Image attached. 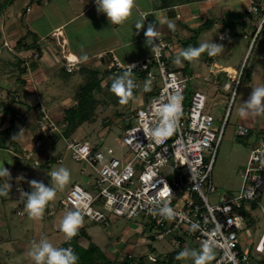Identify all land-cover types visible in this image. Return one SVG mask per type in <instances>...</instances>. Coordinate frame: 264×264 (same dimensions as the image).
Here are the masks:
<instances>
[{"label":"crops","instance_id":"1","mask_svg":"<svg viewBox=\"0 0 264 264\" xmlns=\"http://www.w3.org/2000/svg\"><path fill=\"white\" fill-rule=\"evenodd\" d=\"M246 1L135 0L132 16L122 26H111L106 16L97 12L94 0L0 1L2 8L0 11V92L11 90L18 92L16 95L13 94L10 102L15 113L14 117L16 116L17 119L14 120L10 113L5 117L4 108L2 109L4 113L0 114V133L7 141V148H12L17 143L20 147L17 148L23 156L31 150V147L25 145L24 136L12 140L13 135L20 132L22 135L19 127L24 118L22 119L21 115L25 117L35 115L37 123L43 114H48L52 118L51 107L63 104L65 100L62 99L64 97L62 92L73 91L75 85L71 88L74 82L71 79L77 75L75 73L80 68L85 74V83H88L94 80V76L89 74L88 70L97 71L98 78L102 77L104 75L101 74L102 70H108L113 58H116L122 65L150 58L152 52L146 46L144 36L149 23H156L159 35L172 43L174 47L170 58L172 68L187 71L193 76L192 81L199 77V80L211 85L214 91L221 89V93L229 94L227 90L233 83L231 81L233 76H237L242 68L246 67L251 74L250 79L243 83L250 86L248 99L252 88L264 85V65L255 61L256 66L253 64L252 67H248L257 45L258 47L261 45V52L264 54V28L257 34L261 21L257 17L247 15ZM141 19H145L144 28H135L136 23ZM169 23L174 24L175 27L169 28ZM221 34H227V38L221 40ZM242 38L250 39L242 64L240 66L229 64L233 56L231 50L234 48V44L230 45L229 42L231 39L240 42ZM212 40L224 45V49L216 56H208L205 52L196 61H183L180 65L174 63L183 49L197 47L201 43ZM35 53L39 55L37 61H34ZM84 56H87L86 60L83 59ZM67 58L79 61L72 72H68L65 66ZM118 75L112 77L115 78ZM224 78H229V83L223 84ZM106 79L104 81L100 79L101 84L106 82ZM243 84L239 83L238 88L240 89ZM11 120H14L13 124ZM263 134H260L258 138ZM37 150L39 152L34 153L35 159L29 160L38 161V165L33 162L27 167L16 168L9 160H0V166L9 165L7 168L11 174L9 181L7 177H0V188H3L7 182L11 186L18 187L17 192L7 189L6 195L0 194V264H34L29 252L33 242H38L41 238H48L56 247L68 244V239L60 231V221L69 211L61 206V200L74 185H79L78 183L69 188L60 201L55 199L50 201L40 219H33L29 216L25 209L26 198L20 197V189L26 192L31 191L27 182L30 166L40 168L42 161L47 164V168L54 161L57 164L64 163L62 155L58 158L53 157L56 152L62 150L60 144L53 145L47 141L42 148ZM0 152H10V150L0 149ZM50 169L48 168L49 171ZM94 172L87 177V183L93 180L87 184V187L92 189H94L97 176ZM81 175L85 177L84 170L81 171ZM32 179H41V174L34 175ZM49 182L50 175H48L47 184ZM13 209L15 210L12 211ZM18 211L24 212V215L20 216ZM130 222L113 216L107 224L83 219L82 226L77 232V242L83 249H89L91 245L95 246L107 260L113 262L123 252L133 253L136 246L140 244L139 242L148 241L144 250L147 259L149 260L152 254L160 259L154 247L153 234L151 233L152 239L146 238L143 231L136 227L137 222L134 224ZM178 237L181 236L178 235ZM183 238V244L178 238L180 242L178 246L176 245L177 239L175 237L171 239L174 246L171 253L177 249L182 251L186 248H197L195 241L186 240L188 237ZM99 239L104 240L98 243ZM246 242H252V240L247 239ZM252 246L248 248L245 245L254 261L257 264H264V253H257L256 245L254 248ZM130 257L133 256L130 255ZM188 262L190 263L191 260L183 259V262L175 264Z\"/></svg>","mask_w":264,"mask_h":264},{"label":"built area","instance_id":"2","mask_svg":"<svg viewBox=\"0 0 264 264\" xmlns=\"http://www.w3.org/2000/svg\"><path fill=\"white\" fill-rule=\"evenodd\" d=\"M245 11L248 16L260 19L258 34L264 27V0H247ZM221 35L227 38V34ZM156 40L158 55L152 53L150 58L129 65H122L113 58L108 67L109 71L118 75L134 65L131 74L137 86L133 91L143 97L138 107L122 117L125 153L114 156L113 149L109 148L107 154L112 157L107 160L97 146L64 138L65 149L71 158L89 165L97 176L94 192L74 185L61 200V206L68 211H78L83 219L104 224L112 216L127 221L144 219L158 241L179 235L197 242L200 247L203 241L214 240L216 255L211 264H257L241 239L246 226L242 211H248L246 205L255 202L264 193V134L251 150L242 173L239 195L222 197L220 203L211 205L208 195L216 192L212 173L225 124L219 133L215 132V116L206 112V94L196 91L191 99L187 97L193 76L187 71L172 68V43L160 35ZM78 62L67 58L65 66L68 72H72ZM239 83L240 79L236 89ZM171 95L182 98L181 115L173 136L157 145L144 130L159 124L157 108L166 103ZM145 97L149 99L147 103ZM228 113L229 110L226 118ZM55 132L59 133L55 123L44 114L33 137L34 149L42 148L45 140L57 135ZM237 134L247 137L250 130L239 126ZM26 157L33 159L34 154H26ZM34 164L38 165V161ZM165 186L170 188V192L161 196ZM15 189L18 190V187ZM181 192L185 193L184 198H181ZM157 201L160 204L166 202L173 208L176 213L173 219L152 213L151 209L158 206ZM18 214L22 216L24 212L18 211ZM193 223L199 224L200 229L193 231ZM176 245H180L178 240ZM255 251L264 253V233ZM149 260L152 263L159 261L154 254L149 256Z\"/></svg>","mask_w":264,"mask_h":264},{"label":"rangeland","instance_id":"3","mask_svg":"<svg viewBox=\"0 0 264 264\" xmlns=\"http://www.w3.org/2000/svg\"><path fill=\"white\" fill-rule=\"evenodd\" d=\"M3 1V0H0ZM0 6V11H1ZM255 20V18H252V20ZM264 28V27H263ZM250 39L242 38V40L239 42H235L234 39L230 40V45L234 44V48L231 50L232 60L228 62L229 64H237V66H240L242 64V61L244 59V55L246 52V47L249 44ZM235 43H237L235 45ZM232 47V46H231ZM260 49V53H259ZM36 54V53H35ZM34 54V56H35ZM37 56V54H36ZM34 58V61L39 60ZM258 59V60H257ZM260 60V61H259ZM259 62L258 64L264 65V54L261 52V45L256 46V49L254 50L252 57L249 60V68L253 66H256V62ZM185 62V61H184ZM92 69V68H91ZM177 68H175L176 70ZM108 71V70H107ZM102 70V77H99L102 81H104L106 78V82H104L103 89L105 93H107V88H109V85L111 84L114 77H112L114 74L113 72H107ZM242 70L240 73L236 76H233V83L228 88L227 92L229 94L221 93V89L213 90L212 86L209 84H206L199 80V77L197 79L191 81V84L188 87L187 91V97L191 99L192 95L196 91H202L207 96V106H206V112L212 113L215 116V122H214V130L216 133H219L220 128L223 124H225V129L222 137L221 144L218 149V153L215 158L214 163V169L212 173V181L214 186L216 187L215 194H209L208 200L211 205H216L221 202V198H233L239 195L241 189H242V173L244 168L247 165L251 150L255 147L258 136L260 134L264 133V114L258 115V116H250L247 118H242L238 114L239 107L241 105V102L246 101L250 86L247 84H243L240 89L236 86L238 85V81L240 79V75H242ZM75 77H73L71 80L72 82L71 88L75 85V88L72 89L73 91L62 92L65 101L63 104L51 107L52 110V118L50 115L47 114L48 118L52 120L53 123H55L56 127L58 128V132H55V135L53 138H49V140H45L44 144L49 141L53 145H59L61 146L62 150L60 152H56L54 154V158H58V156H63L64 163L63 164H57L56 161L51 163V166L48 168H51L50 170H54L57 167H66L69 169L71 174V180L70 182L65 185L62 189H58L55 200L60 201L63 196H65L66 191L71 188L75 183H78L81 185L84 189H87L91 192H94V189L88 188L87 184H89L93 180H89V183H87V177L93 174V169L82 162H76L71 158L70 153L65 149V141L64 138L73 139L77 142L83 143V142H89L93 146H97L100 151H102L105 155V158L108 160L112 156L107 154V150L109 148L113 149L114 156H118L120 154L125 153V148L123 146V133L125 130V124L123 122L122 117L124 115H128L132 112V110L139 105V100L143 97H141L139 92H134L132 97L129 99L127 104H120L118 100V104L114 106V104L110 103L107 106L100 105L96 106L94 108V111L91 115V117L87 121H80L77 123H73L71 125L67 124L66 118L68 117L67 111L70 109V107H77L78 105V95L80 94V86L82 84H85V74L83 73V70L80 68ZM198 74H200L198 72ZM202 74V72H201ZM115 76V75H114ZM98 78V79H99ZM93 81V80H92ZM229 78H224L222 81L223 84L229 83ZM209 85V86H208ZM69 86V89H71ZM7 89H9L7 87ZM104 91L101 93L96 94L97 99H103L104 97ZM18 92L11 91H2L0 92V114L4 113L6 109H8L9 106H11L10 102L12 99L13 94H17ZM111 95L112 92L110 91ZM113 98V97H112ZM145 102H148V98H144ZM7 106V107H6ZM4 108V111L2 109ZM34 109V108H33ZM229 110V113L226 118V112ZM44 115V114H43ZM46 115V114H45ZM8 116V114L5 115V117ZM35 117V115H34ZM33 116H22L23 119L21 125H20V131H22V135L26 138L25 145H27L31 150L27 151V154H34L35 152H39V150L34 149L33 147V134L37 131L38 124ZM1 118V117H0ZM41 117H39L40 120ZM7 119V118H6ZM17 119V117H14V120ZM1 120V119H0ZM20 122V120H19ZM245 126L248 127L251 130V133L247 137H239L238 136V127L239 126ZM3 135V134H2ZM3 138V136H2ZM6 142H4V145L1 144L0 149H9L10 152H0V160H9L12 162L13 167L16 168H24L29 166L30 163H33V160H28L25 156L21 155V151L18 149L20 148L19 145L16 143L12 146V148H7L5 146ZM16 146V147H14ZM18 147V148H17ZM18 154L19 156H17ZM35 155V154H34ZM38 155V154H37ZM37 157V156H36ZM33 158V157H32ZM35 159V156L34 158ZM209 157H207V160ZM9 165H6V168ZM47 168V164L42 161V167L37 168V170L34 166H30L28 169L29 175L27 176V180H31L34 175H37L38 173L41 174V181H43L47 185L48 181V175H50V172ZM85 171V177L81 175V171ZM95 175V172H94ZM138 175V174H137ZM83 176V177H82ZM17 186H11L9 191L11 192H17L16 189ZM185 197V193L181 192V198ZM258 201V208L252 209L253 204H247L246 209L248 211H251L250 217L246 219V226L244 228V231L241 233L242 241L247 247L254 248L259 239L261 238L262 234L264 233V193L260 195ZM13 209L12 211H14ZM18 210V209H16ZM11 212V210H10ZM254 219V220H253ZM124 221V220H122ZM253 225H249V222L254 223ZM137 222L138 228L143 231V235H145L146 238L152 239L151 236V229L150 226L146 224L144 219H139V221L134 220L130 223ZM61 238H64L61 236ZM174 237L168 238V240H165L164 242H156L157 240L154 238L155 241V248L157 252L159 253V261L158 263H152L150 260L147 259L146 254L144 253V250L146 248V245L149 243L148 241H142L139 242L136 246V250L133 253L129 252H123L122 254L118 255L117 258L113 262H109L111 264H125L129 261H133L132 264H136L134 262H138L139 260L143 261V264H168L167 260L169 259V255L171 254V251H173L174 246L171 243V239ZM187 238L186 240H188ZM247 239H251L252 242H246ZM71 240V239H70ZM104 239H99V242H102ZM190 240V239H189ZM60 242V239H58ZM69 243V239H68ZM146 243V244H145ZM101 244V243H100ZM196 249L199 248L198 243L194 242ZM146 252V251H145ZM133 256V257H130ZM94 257V258H92ZM87 256L86 254L83 255V264H97L98 261H102L103 264L105 262L102 260L100 253L93 252V256ZM162 261V262H161ZM183 262V260H181ZM130 264V262H129ZM183 264H192V261L189 263H183Z\"/></svg>","mask_w":264,"mask_h":264},{"label":"clouds","instance_id":"4","mask_svg":"<svg viewBox=\"0 0 264 264\" xmlns=\"http://www.w3.org/2000/svg\"><path fill=\"white\" fill-rule=\"evenodd\" d=\"M98 13L106 16L107 21L111 26H122L132 16L135 0H94ZM145 25V19L139 20L135 28L142 29ZM169 28H174L175 25L169 23ZM159 31L156 23H149L144 31L145 44L152 53L159 54V44L156 37ZM223 40L224 36L221 35ZM224 49L222 43L211 42L201 43L197 47H188L183 49L179 56L176 57L174 63L182 64L183 61H196L203 53L208 56H216ZM83 59H87L84 56ZM135 66H129V71L116 76L111 84L110 91L118 98L120 104H127L133 95V89L137 86L132 78L131 69ZM147 90V85L145 86ZM163 99V98H162ZM182 111V98L179 95H171L167 98L166 103H162L157 108L159 116V124L153 128H145V133L151 140L159 145L163 144L167 139L173 136L176 131L177 122ZM238 114L242 118L250 116H258L264 114V85L252 88L251 95L246 101L241 102ZM20 134L13 135L12 140L20 138ZM10 171L8 168L0 166V177L10 179ZM23 179V177H21ZM71 180V174L66 167H57L50 172V182L45 184L41 180L32 179L27 181L31 191L26 192L20 189V197L26 198L25 209L29 216L33 219L42 218L45 208L52 201L58 189H62ZM11 188V184L7 182L3 188H0V194H7V189ZM170 192V188L165 186L161 192V196H165ZM151 209L154 215L158 214L166 219H173L176 213L173 208L165 202ZM83 217L78 211H69L60 221V231L67 239H71L77 235L78 229L82 226ZM192 230L197 231L200 225L192 224ZM215 241L205 240L201 243L199 249H184L180 251L176 259H190L192 264H211L215 258ZM34 264H78L79 257L70 247H56L48 238H41L38 242H33V246L29 252Z\"/></svg>","mask_w":264,"mask_h":264},{"label":"trees","instance_id":"5","mask_svg":"<svg viewBox=\"0 0 264 264\" xmlns=\"http://www.w3.org/2000/svg\"><path fill=\"white\" fill-rule=\"evenodd\" d=\"M88 73L94 76V80L91 82L85 83L81 86L80 94L78 95L79 101H78L77 107H72L67 111L68 117L66 118V120H67L68 125H71L73 123H77L80 121H84V120L87 121L91 117V115L94 111V108L96 106H100V105L107 106L110 103H112V104H114V106H116L118 104L117 97L113 93L111 95L110 90H107V93H105L104 89L102 88L101 81H100V79H98V76H97L98 72L94 71V70H90V71L88 70ZM250 76H251L250 71H248L246 69V67H244V69L242 71L241 78H240V83L243 84L244 82L248 81L250 79ZM103 91L105 93L103 99H97L96 94L101 93ZM9 113L14 117L15 113L12 110L11 106H9L8 109L5 110V115L9 114ZM13 122H14V120H11L12 124H13ZM2 136H3L2 133H0V148H1V144L4 145V142H6L5 146L7 147V141L4 137L2 138ZM97 149H98V147H97ZM257 200L252 203L253 204L252 209L258 208V201ZM242 213H243L244 218L247 219L248 217H250L251 211L243 210ZM255 223H256L255 221H254V223L249 222V225L250 224L253 225ZM77 237H78V234L76 236H74L73 238H71V240L69 241L68 244H64L62 247H65V248L70 247L73 249L75 254L79 257L78 264H83V262H82V260L84 259L83 255L86 254L88 257L89 256L92 257L93 252H95V251L100 253L101 258L105 262V264H111L101 252L97 251L95 246L91 245L89 249H83L81 246H79V244L77 242ZM175 238L177 240L179 238L181 240L182 244L184 243L183 237L176 236ZM179 252H180L179 249L172 252L169 255L170 257L167 260V263L168 264H175L176 262H181V260L176 259V256ZM92 258H94V257H92ZM129 262H130V264H132L133 261H129ZM129 262H127L125 264H129ZM134 263L143 264V261L139 260L138 262H134ZM97 264H103V262L100 260L97 262Z\"/></svg>","mask_w":264,"mask_h":264},{"label":"water","instance_id":"6","mask_svg":"<svg viewBox=\"0 0 264 264\" xmlns=\"http://www.w3.org/2000/svg\"><path fill=\"white\" fill-rule=\"evenodd\" d=\"M12 163V162H11Z\"/></svg>","mask_w":264,"mask_h":264}]
</instances>
